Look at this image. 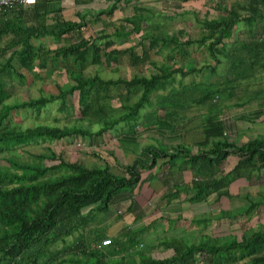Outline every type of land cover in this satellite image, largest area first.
<instances>
[{
    "label": "trees",
    "instance_id": "1",
    "mask_svg": "<svg viewBox=\"0 0 264 264\" xmlns=\"http://www.w3.org/2000/svg\"><path fill=\"white\" fill-rule=\"evenodd\" d=\"M73 1L77 9L74 19L65 18L61 0L0 7V39L6 40L0 44V159L6 162L0 165V264H264V226L248 231L239 242L208 234L159 240V245L172 254L157 259L150 253L151 245L143 240L148 227H124L104 245L102 241L110 235L106 227L97 224L123 200L130 202L128 212L139 211L135 217L139 220L143 211L132 194L144 183L143 172H150V181L162 174L159 169L152 172L161 159L169 173L194 172L189 183L172 186L174 194L189 191L186 202L190 204L206 201L212 194L216 201L221 197L231 200V183L240 178L249 180L254 174L259 179L264 170V140L254 137L236 144L226 136V122L220 117L228 115L224 111L230 105L240 109L261 101L264 107V88L248 93L246 98L236 95L237 89L244 82L254 81L255 76L256 82H262L258 75L264 73V0H242V4L220 12L218 18L198 20L201 31L193 37L186 22L177 30L171 24L174 31L163 23L160 35L141 37L148 45H142L140 55L133 46H113L140 33L142 23L153 15L151 8L134 5L139 0L134 4L132 0H105L106 6L91 10L84 6L92 0ZM126 5L131 6L128 13ZM117 10L122 13L121 23L112 31L105 24L94 36H84L88 23L98 24L101 17H111ZM163 18L170 23L175 20L167 13ZM65 36H75L76 41L55 49L41 43L47 37L59 42ZM193 46L202 48L209 60L201 67L189 58ZM121 57L134 67H148L149 74H134L129 79L85 74L89 65L110 66ZM49 64L62 68L68 80L56 86V94L9 102L14 83H25L27 74L39 78ZM221 65L225 70L219 74ZM193 75H201V81L184 84L183 80ZM74 93L79 117L71 125L23 127L17 122L7 123L16 112L40 110L55 102L60 112L67 111V99ZM233 99L237 101L232 103ZM194 107L204 109L198 127L202 139L189 145L181 130L187 129L191 120L188 112ZM149 108L155 112H142ZM121 124L125 130L119 128ZM117 126L119 133H133L138 126L143 130L160 128L180 133L181 142L143 145L139 156L121 173L114 172L108 163L99 167L67 161L50 146L45 152L28 154L26 159L9 155L17 147L48 140H101ZM230 156L238 158L236 165L217 175ZM48 161L54 164L48 165ZM172 196L168 195V200ZM258 196L256 202L245 196L248 207L194 217L191 223L205 226L212 219L250 218L251 211L264 206V195Z\"/></svg>",
    "mask_w": 264,
    "mask_h": 264
},
{
    "label": "rangeland",
    "instance_id": "2",
    "mask_svg": "<svg viewBox=\"0 0 264 264\" xmlns=\"http://www.w3.org/2000/svg\"><path fill=\"white\" fill-rule=\"evenodd\" d=\"M73 0H69L67 3L63 2L62 6L65 7V10H63V14L65 18L67 19H74V13L77 9L74 5H72ZM105 0H92V3L90 5L84 6L88 7L91 10H98L100 8H103L106 6ZM199 6V5H198ZM189 9V8H188ZM202 7H199L198 10H201ZM78 10H82V8H79ZM162 10H164L166 13L171 14L173 11L168 10V8H164L162 6ZM175 13V12H173ZM200 14H204L202 10L200 11ZM209 15V14H208ZM163 16V15H162ZM122 13L120 11H115L114 14L111 17L103 16L100 18V21L98 24L88 23V27L84 31L85 37H92L94 36L97 31L103 28L102 25H109L107 28L109 31H112L114 26H118L121 23ZM184 20V22L187 23V27L190 30V35L195 36L198 35L201 31V27L199 23L194 19V16L192 13L181 15L180 17H177L175 21ZM163 23L167 24L168 27H170V30L174 29L173 22H168V20H163V18H153L151 21L148 22L147 26L142 27V30L138 34H132L128 39L124 40L123 42H115L114 48L118 49H124L128 48L130 46H133L135 49V52L140 55L143 50V44L145 47H147L148 43L147 41L141 42V37L148 36L149 34H158L161 33L163 30ZM240 28H243L244 25H239ZM174 31V30H173ZM98 36V34H96ZM5 38L0 39V44H3L5 42ZM71 41H76L75 36H72V38L65 36L61 41L57 42L53 38H45L41 40V43L46 46L47 48L55 49L61 45H67ZM37 44V42H35ZM189 58L191 60L196 61V66L201 67L205 62L209 61L207 60V55L205 52H203V49L197 46H193L189 49ZM153 59H156L158 61L162 60L160 56L152 55ZM206 60V61H205ZM224 65L219 66L218 73L221 74L224 72ZM86 75H94L98 74L104 79L108 78H125L129 79L134 74H140V75H148L149 69L146 66H139L134 67L132 66L128 61L127 58L121 57L120 60L117 62V64H111L110 66H106L104 63H102L100 66H93L89 65L85 70ZM258 78L262 79V82H256V76L254 81L250 82H244L241 87H239L236 91V95L238 98H246L247 94L255 91L256 89L264 88V73H261L258 75ZM177 80L179 79V76L176 77ZM218 77L212 78V80H217ZM199 82L201 81V75H193L186 77L183 82L184 84H188L191 82ZM68 82L65 71L58 67L54 66L53 64H49L47 69L45 71L40 72V77L35 78L34 75L27 74V78L25 80V83L19 85L17 83H14V87L12 89V95L9 99V102H21L28 98H37L41 95H50V94H56L57 93V85H64ZM247 85V86H246ZM67 111L60 112L59 110V104L57 102L50 104L48 106H45L42 109H34L32 110H22L19 111L16 114H12L8 119L7 123L10 122H17L20 123L23 127H32L37 124H50V125H58V126H64V125H71L73 124L77 118L79 117V111H78V104H77V93H74L72 96L68 97L67 99ZM237 100L233 99L231 100L232 103H235ZM116 105V104H114ZM259 106H261V101H252L247 106H245V109H237L233 105H230L228 109H226L224 112H227L229 115L233 116L235 113L239 111H247L248 109H256ZM152 110L155 112V108H149L144 109L142 112L146 113L147 111ZM204 113V109H199L197 107L192 108L188 112V117L191 118L188 122L187 129H182L181 133L184 136V141L191 145L192 143L196 141H200L202 139V136L199 131V126L201 124V120L199 115ZM115 114V113H112ZM222 118V117H220ZM251 129H245L246 131L250 130V134L248 138L257 137L256 136V126L255 124L252 125L251 123ZM121 130H125L126 126H119ZM118 126L114 129V133H107L103 136L101 140L96 139H81V138H71L63 141H51L48 140L43 143L38 144H28L24 145L22 147H17L13 151L9 152V155L17 156L21 159H26L27 155L30 153H40L45 152L47 146L52 147L56 153H61L62 157L70 162L79 161L84 162L88 166H102L104 163H108L111 166V169L116 173H121V171H124L123 167L127 166L132 163L134 155H128L130 153L131 149H134L133 151H136V156H139L137 154V151H141V148L143 145H145L147 142H151V139H148L144 136L139 140V144H132L129 143V147H126L124 144L121 145L120 142L116 139L117 133H119ZM137 131H143L142 126H138ZM140 148V149H139ZM1 158V157H0ZM232 159V158H230ZM233 160V159H232ZM6 164V162L3 159H0V165ZM48 165L54 164L53 162L48 161ZM162 164V163H161ZM160 164V165H161ZM190 174L194 175V172H191ZM260 181L259 183H256V196H253L252 202H256V198H259L258 193L264 195V170L260 173ZM146 172L142 174V178L145 179ZM255 193V192H254ZM132 200H135L139 204V210L143 211V214L138 217L139 220H135V217L138 214V210H134L131 213L127 211L129 206V200L128 201H120L115 204V206L110 209L111 213L109 216L102 222H98L97 224L99 226L106 227V232L110 237H107L106 239H109L111 237H116L124 227H130L132 230H138L140 228L148 227V231L155 229L154 236L156 235V238L158 240H164V239H171L173 236H167V232L171 231L173 234L175 231L180 230V227L182 228V222L181 220H173L171 223L166 224L165 229L166 233L163 231L160 232L162 225L165 221H163V218L160 217V214L162 212V207L164 206L163 203H160V199L157 197V189L145 185H139L137 187L133 194H132ZM261 198V197H260ZM247 203V202H245ZM230 207L236 208L235 204L229 201ZM166 208L170 209V207L165 206ZM229 207V208H230ZM160 208V214H158L157 210ZM184 208V207H183ZM182 209V208H180ZM264 210V209H263ZM178 209H175L174 212H178ZM261 214V213H259ZM258 214V215H259ZM117 216H120L121 218H118ZM170 216V215H169ZM118 218V219H117ZM158 220H162L159 224L161 227H159ZM264 226V213H262V216H260L259 219L256 220V229H259ZM160 228V230H159ZM157 230V231H156ZM247 233V230L245 231ZM147 233L145 232V235ZM71 239V238H70ZM145 241L146 239L143 238ZM157 240V241H158ZM149 246V245H148ZM151 254L155 258H162L166 256V253L164 250L159 251L155 249L151 250Z\"/></svg>",
    "mask_w": 264,
    "mask_h": 264
},
{
    "label": "crops",
    "instance_id": "3",
    "mask_svg": "<svg viewBox=\"0 0 264 264\" xmlns=\"http://www.w3.org/2000/svg\"><path fill=\"white\" fill-rule=\"evenodd\" d=\"M69 0L62 1L68 2ZM135 0H132V3L134 4ZM235 3H241L242 0H139L137 4H134L140 8H151L153 15L151 18H149L145 23H142V27L147 26L148 22L151 21L153 18H163L164 14L166 13L164 10H162V6L164 8H168V10H171L175 13H167L169 15H173L174 19L177 17H180L181 15L190 14L194 16V19L198 22V20H203L204 18L208 19H215L218 18L219 13L223 12L226 8H229L231 5ZM72 5H74V1H72ZM199 5V6H198ZM126 12L128 13L131 11V6L126 5ZM199 7H202V12L204 14H200L201 10H198ZM189 8V9H188ZM119 11V10H117ZM183 12H186L185 14ZM209 14V15H208ZM163 15V16H162ZM164 20V18H163ZM184 20L175 21L173 20V24L175 26V29H180L183 27ZM187 26V23H186ZM141 27V30H142ZM170 28V27H169ZM172 31V30H171ZM141 32V31H140ZM162 33V32H161ZM161 33H158L157 35H160ZM245 109V108H240ZM224 119L225 123V132L226 136H228L231 140H234L236 144H242L244 141H247L250 130L246 131L245 129H251V123L252 125L255 124L256 126V136L262 137L264 140V107L259 106L256 109H248L247 111H239L235 113L233 116L231 115H224L222 117ZM236 119V122L235 120ZM146 135L145 137L148 139H151V142H147L146 144H155L158 141L161 142L163 145H176L181 142L180 133H174L171 134L166 130H162L160 128H149L143 131L138 132L136 129L133 133L131 132H120L116 139L118 142H123L126 147L130 149L129 143L132 144H139L140 139L142 136ZM254 138V137H253ZM121 144V145H122ZM134 149H131L130 153L128 155H134V159L136 156V151H133ZM139 151H137L138 154ZM232 158V159H230ZM132 161V162H133ZM238 158L235 156H230L227 158L226 162L221 166V171L217 172L218 174H224L230 171L237 163ZM162 163V164H161ZM161 164V165H160ZM164 162L161 160L157 161L156 167L152 170L154 172L156 169H159L161 174L158 176V178H154V180L150 181L148 178L150 175V172H146V177L141 178L146 186L152 187L157 189V197L161 200L160 203H163L164 206L162 207V212L160 211V208L157 210L158 214H160V217L163 218L164 224L161 227V221L158 220L159 227H161L160 232L166 233L165 226L168 223H171L174 219L180 217V220L182 222V228L180 227V230H177L174 232V234L171 231L167 232V236H182V237H189V238H197L200 234H208L214 238H227L228 239H235L238 242L242 238V236L246 233L245 231H256V220L262 216V213H264V206L259 207L258 210L254 209L251 211L250 218H247L245 216H238L237 218H221L219 220L212 219L210 220L205 226L194 224L192 225L191 219L198 216H216L220 212H231L235 210H240L244 206H249V201L246 200L245 196H256V183H259V179H257L256 174L249 177V180L245 178H240L235 180L231 185L229 186V193L232 196L231 200L226 199L225 197H221L218 201L215 199V195H210L206 201L190 204L186 202L187 198L190 197L189 191H179L175 192L174 189L172 190V186L175 184H187L190 182L191 179H193L194 175L190 174V171H172L171 173L166 170V166L164 167ZM162 167H164V170H161ZM161 168V169H160ZM144 173V172H143ZM142 173V174H143ZM153 174V173H151ZM259 177H261L259 175ZM147 181V182H146ZM262 181V180H260ZM255 192V193H254ZM173 195L170 200H168V195ZM260 194V192L258 193ZM229 201L235 204L236 208L230 207ZM247 202V203H245ZM170 207V209L166 208ZM184 207V208H183ZM230 207V208H229ZM179 211L176 213L174 212L175 209H178ZM182 208V209H180ZM261 213V214H259ZM259 214V215H258ZM170 215V216H169ZM152 230H149L151 232ZM157 231V230H156ZM144 235V239L147 242L148 245H151L150 253L152 249L162 251L166 253V256H170L172 254L171 250L165 249L162 246L159 245V240L157 241L156 235H151V233ZM153 232L155 233V229H153ZM147 233V232H146ZM146 244V243H145ZM152 255V254H151ZM152 257H154L152 255ZM162 257V258H165ZM155 258V257H154ZM157 258V259H162Z\"/></svg>",
    "mask_w": 264,
    "mask_h": 264
},
{
    "label": "built area",
    "instance_id": "4",
    "mask_svg": "<svg viewBox=\"0 0 264 264\" xmlns=\"http://www.w3.org/2000/svg\"><path fill=\"white\" fill-rule=\"evenodd\" d=\"M36 0H0V7H9L11 5H15V4H19V5H23L24 7L30 6L32 4L35 3ZM61 1H65V0H61ZM110 242L109 239H104L102 241V244H108ZM194 264H203L202 262H196Z\"/></svg>",
    "mask_w": 264,
    "mask_h": 264
}]
</instances>
